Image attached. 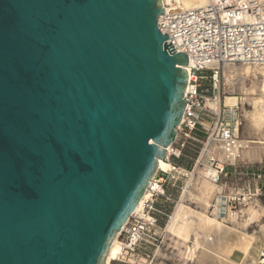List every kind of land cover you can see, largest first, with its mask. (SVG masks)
<instances>
[{
  "label": "water",
  "instance_id": "95a60500",
  "mask_svg": "<svg viewBox=\"0 0 264 264\" xmlns=\"http://www.w3.org/2000/svg\"><path fill=\"white\" fill-rule=\"evenodd\" d=\"M161 0H0V264H106L174 143L188 57Z\"/></svg>",
  "mask_w": 264,
  "mask_h": 264
},
{
  "label": "rangeland",
  "instance_id": "374dc122",
  "mask_svg": "<svg viewBox=\"0 0 264 264\" xmlns=\"http://www.w3.org/2000/svg\"><path fill=\"white\" fill-rule=\"evenodd\" d=\"M246 84L248 85L249 82ZM238 87V84L232 87L227 85L222 68L221 92L214 103L209 101L210 107L217 109L219 102L226 105L227 98H241ZM236 106L240 121L238 140L249 142L247 150L250 155L244 157L241 154L234 162H224L225 173L220 179V184H215L216 188L213 191L202 194L205 191L201 190L203 189L201 184L205 179L203 171L205 165L211 166L208 160L209 146L211 147L214 142L210 143L211 145L206 143L207 134L196 132L195 137L198 142L188 141L179 158H169V163L178 171L171 172L168 164L166 171H162L166 172L161 176L166 181L164 190L170 196V201H165L153 193V208L161 212L157 217V229L153 230L156 241H141L130 249L126 246V239L120 236L118 242L122 244L121 253L116 260H110L108 264H219L220 261L216 262L219 258H221L220 264L223 262H225L223 264H243L245 249L242 248L253 239V236L254 240L246 262L259 264V256L264 249V193L258 191L264 189V127L260 132L252 128L246 116L252 110L250 104L239 103ZM211 122L212 120L204 122L206 128ZM219 152L215 150L213 155L217 160H219ZM182 193L186 195L183 199H181ZM218 193L220 199H217ZM241 236L246 238L243 239ZM247 237L248 241H245ZM206 247H208L206 250L214 255L208 252V255L210 254L208 260L202 261L201 257ZM221 251H224L223 254Z\"/></svg>",
  "mask_w": 264,
  "mask_h": 264
},
{
  "label": "built area",
  "instance_id": "2783aa9c",
  "mask_svg": "<svg viewBox=\"0 0 264 264\" xmlns=\"http://www.w3.org/2000/svg\"><path fill=\"white\" fill-rule=\"evenodd\" d=\"M161 1L164 14L158 20V28L172 38L180 53L188 57L185 67L188 72L186 107L165 160L179 158L188 141L198 142L196 132L207 134L206 143L219 142L233 147L238 141L240 125L237 106L219 102L215 111L206 107V101L220 95L223 66L246 64L264 70V0H193L194 5L190 7L177 0ZM209 120H212L211 125L206 128L204 122ZM210 162L216 172L212 182L218 185L225 167L215 157ZM173 171L177 172L176 168ZM162 173L165 174L158 170L154 178L160 190L148 187L151 197L138 213L129 218L118 236L125 238L127 245L156 241L153 232L157 229V217L161 212L153 208V193L170 201L164 190L166 181ZM258 191L264 193V189ZM219 194L217 199L221 198ZM259 264H264V249Z\"/></svg>",
  "mask_w": 264,
  "mask_h": 264
},
{
  "label": "bare ground",
  "instance_id": "6f19581e",
  "mask_svg": "<svg viewBox=\"0 0 264 264\" xmlns=\"http://www.w3.org/2000/svg\"><path fill=\"white\" fill-rule=\"evenodd\" d=\"M179 3H182L185 7H190V6H193L194 5V1L193 0H177ZM203 2V1H202ZM224 68V74H225V78H226V82H227V85L229 86H234L235 84H238L239 85V92H240V95L242 96L241 98H227L226 99V105H229V106H236L238 105L239 103H241V105H244L245 103H248L252 106V110L251 112L246 115L252 125V128L254 129V131L256 132H260L261 129L264 127V70L262 69V67L260 66H254V65H244V64H240V65H236V64H227L225 66H223ZM249 82V84L247 85L246 83ZM237 88V89H238ZM209 101H214L215 102V99L214 100H207L206 101V107L212 109V110H215L217 111V109H214V108H211L210 105H209ZM217 101V100H216ZM213 102V103H214ZM219 105V104H218ZM218 107V106H217ZM210 144V143H209ZM211 145V144H210ZM209 157L208 160L214 158V152L215 150H219V162L221 163H224L226 161H229V162H234L235 158H237L239 155H243L244 157L246 156H249L250 155V152L247 150L249 148V142H246V141H240L238 140L235 145L233 147H227L226 145H224L223 143H219V142H214L211 147L209 146ZM207 156V155H206ZM160 162V165H159V170L162 172V171H166V169L168 168V165L170 166V171L174 170V165L170 164L168 161L166 160H159ZM208 162V161H207ZM166 163V164H165ZM168 164V165H167ZM206 164V163H205ZM211 165V164H210ZM205 169L203 171L204 173V176H205V179L204 181L202 182L201 185H203V189L201 190H205L203 193H205L206 191H210L213 189L216 188L215 184L212 182V179L215 177L216 175V172H215V169L209 165H205ZM198 169V168H197ZM178 171V170H177ZM202 171V169H201ZM181 172V171H180ZM197 172V171H196ZM166 173V172H164ZM191 179V178H190ZM198 179V178H196ZM195 179V180H196ZM194 180V183L196 182ZM208 180H211V182H209ZM200 182V183H201ZM189 184V183H187ZM198 184V183H197ZM196 184V185H197ZM193 185V184H192ZM188 186V185H187ZM195 186V184H194ZM149 187L152 188V190H157L159 191V187H157L154 183V180L150 183ZM191 189H192V186L190 185ZM189 187V188H190ZM199 187V186H198ZM194 189V188H193ZM199 188H197L198 190ZM200 190V189H199ZM200 190V191H201ZM194 191H196L194 189ZM211 191V193H212ZM188 192V191H187ZM190 192V191H189ZM199 193V191H197ZM186 193V192H185ZM192 193V192H191ZM190 193V194H191ZM183 194V193H182ZM188 194V193H187ZM200 194V193H199ZM200 194V195H202ZM206 194V193H205ZM210 193H208L209 195ZM189 195V194H188ZM187 195V196H188ZM184 196H186L185 194H183L181 196V199L184 198ZM204 196V195H203ZM151 197V191H146L144 197L142 198V200L140 201L138 207L136 208L134 214L138 213L140 211V209L142 208L144 202L146 200H148L149 198ZM202 197V196H200ZM193 199L192 197H188V199ZM203 198V197H202ZM205 198V197H204ZM186 199V198H185ZM200 200H203V199H200ZM205 202V200H203ZM183 202V201H182ZM207 202V201H206ZM205 202V203H206ZM201 204V203H199ZM202 205V204H201ZM206 205V204H204ZM207 206V205H206ZM133 214V215H134ZM247 222V221H246ZM206 223V222H205ZM243 224V223H242ZM203 225H204V221H203ZM207 226V224H206ZM243 236V235H242ZM241 236V237H242ZM252 237V235H251ZM250 237V238H251ZM243 239H245L246 237H242ZM253 240H254V236H253V239L249 242H247L242 248V249H245L244 250V255H243V264H248L246 262V260L249 258V251H250V248L252 246V243H253ZM245 241H248V237H247V240ZM244 241V242H245ZM242 242V241H241ZM240 243V241H239ZM238 243V244H239ZM237 244V245H238ZM122 245V244H121ZM121 245L119 244L118 242V237L114 240L109 252H108V256H107V261H106V264L109 263V261L111 260H116L120 253H121ZM224 245V244H223ZM222 245V246H223ZM241 245V244H240ZM239 245V246H240ZM128 248L132 249L133 248V245H126ZM208 247H206L203 251V254H202V261L204 260H208L209 258V255H208V252L210 251H207ZM210 248V246H209ZM224 249V246L222 247ZM121 249V250H120ZM207 249V250H206ZM227 249V247H226ZM229 249V248H228ZM227 249V251H228ZM232 249V248H231ZM116 250H118L117 252H115ZM234 250V249H233ZM207 251V253H206ZM217 251H220V250H217ZM226 251V250H225ZM241 251V250H240ZM222 254L224 251H221ZM230 252V251H228ZM212 254V252H210ZM218 253V252H217ZM216 253V254H217ZM242 253V251H241ZM216 254H215V259H216ZM226 254V253H225ZM230 255H232L231 253H229ZM214 255V253L212 254ZM221 255V253H220ZM218 256V255H217ZM222 256V255H221ZM211 257V256H210ZM219 257V256H218ZM230 257V256H229ZM228 257V258H229ZM224 258V257H222ZM212 259H213V256H212ZM221 259V258H219ZM217 259L216 262L220 261L221 263V260ZM225 260H228V259H225ZM224 260V261H225ZM214 261V259H213ZM230 261V260H228ZM226 261V263L228 262ZM252 261V260H251ZM212 262V261H211ZM215 262V261H214ZM223 262V261H222ZM219 263V264H220ZM225 263V262H223ZM222 263V264H223ZM253 263V262H252ZM215 264V263H214ZM228 264V263H227ZM233 264V263H232ZM239 264V263H238ZM242 264V263H241Z\"/></svg>",
  "mask_w": 264,
  "mask_h": 264
}]
</instances>
